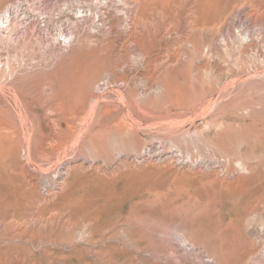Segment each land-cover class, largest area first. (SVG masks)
Masks as SVG:
<instances>
[{"label": "rangeland", "instance_id": "rangeland-1", "mask_svg": "<svg viewBox=\"0 0 264 264\" xmlns=\"http://www.w3.org/2000/svg\"><path fill=\"white\" fill-rule=\"evenodd\" d=\"M0 264H264V0H0Z\"/></svg>", "mask_w": 264, "mask_h": 264}]
</instances>
